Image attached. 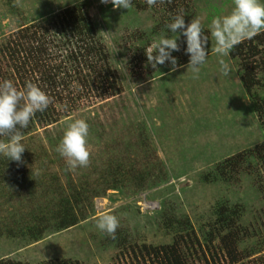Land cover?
<instances>
[{
    "label": "rangeland",
    "instance_id": "374dc122",
    "mask_svg": "<svg viewBox=\"0 0 264 264\" xmlns=\"http://www.w3.org/2000/svg\"><path fill=\"white\" fill-rule=\"evenodd\" d=\"M180 1L192 18H203L206 31L213 17L232 8V0ZM79 4L95 23L120 90L102 97L91 89L66 112L56 104L65 113L23 134V163L13 161L0 173V258L135 264L129 245L170 243L175 221L186 219L205 257L190 256L191 264H228L216 239L210 252L202 241L216 206L225 204L237 210L235 251L248 252L234 264H264V170L246 157L236 172L217 171L223 160L264 141V126L242 87L239 59L224 57L230 67L224 75L210 37L198 77L187 68L189 60L179 58L176 71L168 63L151 70L141 58L161 35L149 34L160 7L143 3L114 10L100 0H0V44L20 27L53 28L54 16ZM6 72L0 58V74ZM258 92L264 94V87ZM75 119L89 124L91 157L87 167L69 170L56 149ZM112 183L115 188L104 190ZM61 196L69 198L78 218L55 230L52 216ZM104 212L120 221L115 239L96 226ZM34 222L46 229L30 239L24 233ZM196 253L201 255L198 248Z\"/></svg>",
    "mask_w": 264,
    "mask_h": 264
},
{
    "label": "trees",
    "instance_id": "16d2710c",
    "mask_svg": "<svg viewBox=\"0 0 264 264\" xmlns=\"http://www.w3.org/2000/svg\"><path fill=\"white\" fill-rule=\"evenodd\" d=\"M140 1L146 3L145 0H132V5L143 8L144 4L142 3L140 6ZM154 6L160 7L161 14L160 19L151 27L149 34L174 35L166 25L181 10L185 13L186 23L192 19L186 6L180 0H162V2L157 0V4ZM54 18L56 19L52 22L53 26L55 24L53 28L49 29L36 23L20 27L7 38L6 42L0 44V58L7 66L6 74H0V81L10 79L19 88H23L26 82H33L53 98V103L45 111L37 112L29 126L21 129L23 134H26L35 124L44 125L55 122L60 113L73 109L91 89H97L99 96L102 97L114 95L120 90L116 81V73L108 63L110 58L107 50L101 37L96 33L95 23L85 13L82 5L65 7ZM138 34L140 35L142 32ZM179 42L181 44L180 51H173L172 55L180 60H189V55L184 51L186 48L185 38L181 36ZM228 57L239 59L243 90L252 101L253 112L261 125L264 126V94L258 92L260 88L264 87V34L260 33L239 44ZM141 60L147 61L145 52H143ZM161 67L162 65H157L155 69ZM151 68V70H155L152 66ZM56 104L65 107V112H63L64 108L58 110ZM67 108L68 110H66ZM246 157L255 159V163L264 170V141L247 149L243 155L236 154L223 160L217 166V171L221 174L225 170L236 172L240 168V164L245 162ZM12 162L7 157L0 155V173ZM260 179L262 178L260 177ZM115 187L116 185L113 183L107 184L104 190ZM227 206L225 204L216 206L215 219L212 226L209 225L205 236L203 235L202 241L207 247L206 251L210 252L212 241L216 239L219 249L228 257L227 263L234 264L241 259V255L248 256V252L240 254L235 251L238 229L233 224V217L238 215L237 210L231 206L227 208ZM52 217L55 221L53 224L55 230L74 225L78 218L73 205L66 196H61L57 200ZM175 224L177 231L170 243L129 245V250L133 253L134 258H137L135 264H191L190 256L192 259H200V257L205 259L204 250L200 248L201 244L188 220H178L175 221ZM45 229L46 226L39 222L30 223L26 226L24 235L27 234L30 239H37ZM197 248L200 250V256L196 253ZM209 254L211 255V253ZM0 264L26 263L4 257L0 258ZM38 264L78 263L69 259L53 258Z\"/></svg>",
    "mask_w": 264,
    "mask_h": 264
},
{
    "label": "clouds",
    "instance_id": "9594fccd",
    "mask_svg": "<svg viewBox=\"0 0 264 264\" xmlns=\"http://www.w3.org/2000/svg\"><path fill=\"white\" fill-rule=\"evenodd\" d=\"M103 4L111 3L113 9L132 7V0H100ZM147 5L154 6L157 0H145ZM162 2V0H161ZM174 35L161 34L145 48L147 64L154 69L157 65L170 64L169 71H176L181 65L173 51H180V38L186 42L185 53L189 55L187 68L194 77H198L201 66L208 58L210 37L214 41L212 51L217 55L220 70L228 75L230 67L224 57L231 51L256 35L264 32V0H232L230 11L212 18L206 31L202 17L185 21V13L181 10L166 25ZM163 74V73H162ZM53 103V98L38 84L26 82L19 88L10 80L0 81V155L23 163L25 146L21 129L27 128L37 112L45 111ZM89 124L84 119H75L64 130L57 152L65 159L69 170L87 167L90 163ZM97 228L111 238H116V230L120 226L118 217L104 212L97 217Z\"/></svg>",
    "mask_w": 264,
    "mask_h": 264
}]
</instances>
